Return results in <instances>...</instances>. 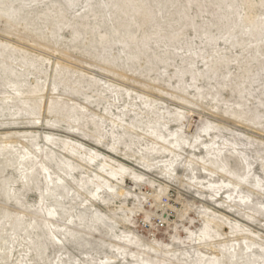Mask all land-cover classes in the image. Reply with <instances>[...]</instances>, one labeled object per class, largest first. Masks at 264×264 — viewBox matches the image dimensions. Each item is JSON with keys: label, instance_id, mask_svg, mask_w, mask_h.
<instances>
[{"label": "rangeland", "instance_id": "1", "mask_svg": "<svg viewBox=\"0 0 264 264\" xmlns=\"http://www.w3.org/2000/svg\"><path fill=\"white\" fill-rule=\"evenodd\" d=\"M0 264H264V0H0Z\"/></svg>", "mask_w": 264, "mask_h": 264}]
</instances>
